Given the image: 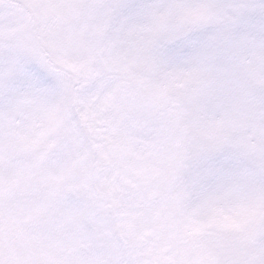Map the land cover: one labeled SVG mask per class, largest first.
Instances as JSON below:
<instances>
[{"label": "snow or ice", "instance_id": "1", "mask_svg": "<svg viewBox=\"0 0 264 264\" xmlns=\"http://www.w3.org/2000/svg\"><path fill=\"white\" fill-rule=\"evenodd\" d=\"M0 264H264V0H0Z\"/></svg>", "mask_w": 264, "mask_h": 264}]
</instances>
